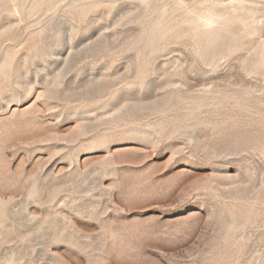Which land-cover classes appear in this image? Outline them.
Returning <instances> with one entry per match:
<instances>
[{"label": "rangeland", "instance_id": "374dc122", "mask_svg": "<svg viewBox=\"0 0 264 264\" xmlns=\"http://www.w3.org/2000/svg\"><path fill=\"white\" fill-rule=\"evenodd\" d=\"M0 264H264V0H0Z\"/></svg>", "mask_w": 264, "mask_h": 264}]
</instances>
